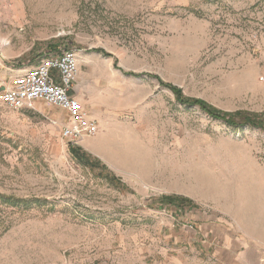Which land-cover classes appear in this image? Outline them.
I'll use <instances>...</instances> for the list:
<instances>
[{
  "label": "rangeland",
  "instance_id": "rangeland-1",
  "mask_svg": "<svg viewBox=\"0 0 264 264\" xmlns=\"http://www.w3.org/2000/svg\"><path fill=\"white\" fill-rule=\"evenodd\" d=\"M70 50L99 125L75 146L106 170L69 150L64 112L0 103V264H259L264 125L169 87L263 122L264 0H0V91Z\"/></svg>",
  "mask_w": 264,
  "mask_h": 264
},
{
  "label": "built area",
  "instance_id": "built-area-1",
  "mask_svg": "<svg viewBox=\"0 0 264 264\" xmlns=\"http://www.w3.org/2000/svg\"><path fill=\"white\" fill-rule=\"evenodd\" d=\"M78 74L75 51L46 56L35 67L24 69L1 85L0 103L15 111H38V105H45L64 112L68 122L62 127L61 137L71 145H78L99 132L98 123L90 118L76 94ZM259 254V264H264V251Z\"/></svg>",
  "mask_w": 264,
  "mask_h": 264
},
{
  "label": "trees",
  "instance_id": "trees-1",
  "mask_svg": "<svg viewBox=\"0 0 264 264\" xmlns=\"http://www.w3.org/2000/svg\"><path fill=\"white\" fill-rule=\"evenodd\" d=\"M171 90H173V92L176 94L178 100L180 102H182L184 105L188 106V107H199L201 110H203L204 112H206L210 117L217 119V120H221L224 123H226L227 125L233 126V127H240V126H253V125H264V121L262 122L261 117L259 116H246L244 114H239V115H228L226 113H222L220 111H218L217 109L209 106L207 103H205L204 101L201 100H195V101H185L181 98V93L178 89L174 88V87H169ZM70 145V151L74 154H76V156L83 158V160H81L82 162H85L88 167H92L94 169H100V170H106V167L100 162L98 161L96 158H94L93 156L85 153L82 148L74 146V145ZM111 180L118 182L119 184H121V181L115 176V175H110ZM117 178V179H116ZM160 202H163L164 205H167L169 207L173 206L174 204L175 207H180L183 208L184 205H189L191 204L190 201H188L187 199L181 198V197H162Z\"/></svg>",
  "mask_w": 264,
  "mask_h": 264
},
{
  "label": "crops",
  "instance_id": "crops-1",
  "mask_svg": "<svg viewBox=\"0 0 264 264\" xmlns=\"http://www.w3.org/2000/svg\"><path fill=\"white\" fill-rule=\"evenodd\" d=\"M206 232L209 233V234H212V240L214 242H217L218 240L230 242L232 245L228 246V248L231 249L230 251H232L233 254H235V252L238 251V245H234V242H233L234 238L229 233H227V232L226 233H222L223 231L221 229H216L215 227L209 228ZM249 237H251V236H249Z\"/></svg>",
  "mask_w": 264,
  "mask_h": 264
},
{
  "label": "water",
  "instance_id": "water-1",
  "mask_svg": "<svg viewBox=\"0 0 264 264\" xmlns=\"http://www.w3.org/2000/svg\"><path fill=\"white\" fill-rule=\"evenodd\" d=\"M1 90H3V89L1 88Z\"/></svg>",
  "mask_w": 264,
  "mask_h": 264
}]
</instances>
